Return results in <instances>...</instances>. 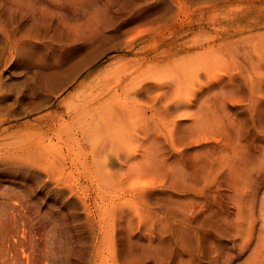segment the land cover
Masks as SVG:
<instances>
[{"label": "rangeland", "instance_id": "obj_1", "mask_svg": "<svg viewBox=\"0 0 264 264\" xmlns=\"http://www.w3.org/2000/svg\"><path fill=\"white\" fill-rule=\"evenodd\" d=\"M262 168L264 0H0V264H249Z\"/></svg>", "mask_w": 264, "mask_h": 264}, {"label": "bare ground", "instance_id": "obj_2", "mask_svg": "<svg viewBox=\"0 0 264 264\" xmlns=\"http://www.w3.org/2000/svg\"><path fill=\"white\" fill-rule=\"evenodd\" d=\"M169 101H171L172 103H174V99L170 98L169 100H167L165 102L164 105H165V110L166 111H168L169 108H170L169 103H168ZM178 104H179L178 102L175 103V105H178ZM49 120H50V122H49L48 125L50 126V128H53L54 127V129H55V127L57 126L56 125L57 120H55L54 118H49ZM54 121H56V122H54ZM69 121H67V122H63V121L62 122H59L58 123L59 124V127L58 128H60V130H62L63 128L66 129L67 126H69V123H68ZM262 171H263V174H262L261 178L256 179L255 182L259 181V183H262L264 181V168H262ZM254 186L253 185L251 186V188H255L254 190L245 193L240 198V200L238 201L239 212H238V216H237V219H238L237 225L243 224L247 220L246 213H244V214L241 213V211H242V209L244 207L246 208V210H251L252 209V211H251V214L252 215L250 217L253 218V216H254V207H255L254 199L256 197V189H257V187H254ZM243 187L245 188L247 186H245V185L236 186L237 190H243L244 189ZM261 210H262V217H263L262 224L264 226V199H262V201H261ZM241 228H243V226H241ZM247 228H248V230H250L252 228V222L250 223V225ZM237 234H238V232H237ZM252 238H253V236L247 242L243 243L242 244V247H244V248L247 247V244L252 240ZM45 255H46V253H45ZM1 256H2V259H3V255H1ZM262 257H264V235H261L259 237L256 245L254 246L252 260L249 262V264L254 263L256 260H258V262L260 264V262L262 261ZM3 261H4V259H3ZM2 263L4 264V262H2Z\"/></svg>", "mask_w": 264, "mask_h": 264}]
</instances>
